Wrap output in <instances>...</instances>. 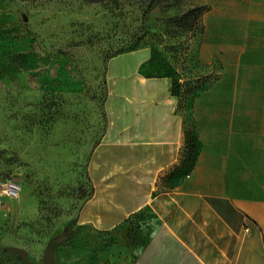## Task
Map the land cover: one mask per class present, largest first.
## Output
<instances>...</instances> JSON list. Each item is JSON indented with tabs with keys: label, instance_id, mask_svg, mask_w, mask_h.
<instances>
[{
	"label": "rangeland",
	"instance_id": "rangeland-1",
	"mask_svg": "<svg viewBox=\"0 0 264 264\" xmlns=\"http://www.w3.org/2000/svg\"><path fill=\"white\" fill-rule=\"evenodd\" d=\"M150 1L0 0V264H43L48 247L50 264L132 263L136 218L108 232L79 223L90 152L121 151L98 143L105 109L125 121L136 59L170 60L176 93L191 73L217 72L194 63L202 0H158L145 13Z\"/></svg>",
	"mask_w": 264,
	"mask_h": 264
},
{
	"label": "crops",
	"instance_id": "crops-1",
	"mask_svg": "<svg viewBox=\"0 0 264 264\" xmlns=\"http://www.w3.org/2000/svg\"><path fill=\"white\" fill-rule=\"evenodd\" d=\"M202 5L196 62L220 70L190 108L189 170L182 166L186 111L172 91L178 75L168 71L170 60L136 59L134 101L120 109L125 121L118 125L105 109L98 141L121 151L97 156L94 146L88 157L92 194L79 223L108 232L136 218L131 264H264V0ZM124 203L131 209L113 218L110 208Z\"/></svg>",
	"mask_w": 264,
	"mask_h": 264
},
{
	"label": "trees",
	"instance_id": "trees-1",
	"mask_svg": "<svg viewBox=\"0 0 264 264\" xmlns=\"http://www.w3.org/2000/svg\"><path fill=\"white\" fill-rule=\"evenodd\" d=\"M157 2H158V0H151L150 5L145 10V13L149 12L151 10V7L154 6L155 4H157ZM204 10H205V8H203L200 11L199 16H198V24L200 27L199 39H200V33H201L200 15ZM199 39H198V42H199ZM197 45H198V43H197ZM196 48H197V46H196ZM194 63H195V66H197L198 68H207V67H200L198 65V63L196 62V52H195ZM215 65L217 66V71H219L220 66H218L216 63H214L213 66H215ZM217 78H218V75L216 74L213 78H209V75H205V76H202L198 79H194L192 77V75L190 74L189 79H191V81H192L191 85L188 86L187 84H183L184 89H183L182 93H180V91H178L177 93L175 92V90L173 91V93L176 96H178V98H179L180 107L186 111V114H185L186 115V118H185L186 146H185V151H184L183 157H182V166H185L187 168V170H189V168L191 167V165L193 163L194 149L196 146L195 145L196 135L194 132V124H193V121H192V118L190 115V108H191L194 97L199 92H201L202 90L207 88L210 84H212ZM186 96H190L189 106L187 104L182 103V101H184V97H186ZM188 117H189L190 122H191L190 128H188ZM91 194H92V192H91Z\"/></svg>",
	"mask_w": 264,
	"mask_h": 264
},
{
	"label": "water",
	"instance_id": "water-1",
	"mask_svg": "<svg viewBox=\"0 0 264 264\" xmlns=\"http://www.w3.org/2000/svg\"><path fill=\"white\" fill-rule=\"evenodd\" d=\"M50 248L51 247H48L46 250H45V253H44V256H43V264H50L49 262V253H50ZM23 261L25 264H34V263H31L27 257L24 255L23 257Z\"/></svg>",
	"mask_w": 264,
	"mask_h": 264
},
{
	"label": "built area",
	"instance_id": "built-area-1",
	"mask_svg": "<svg viewBox=\"0 0 264 264\" xmlns=\"http://www.w3.org/2000/svg\"><path fill=\"white\" fill-rule=\"evenodd\" d=\"M16 194V189L14 187H10L8 189V195H15Z\"/></svg>",
	"mask_w": 264,
	"mask_h": 264
}]
</instances>
